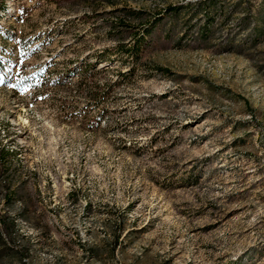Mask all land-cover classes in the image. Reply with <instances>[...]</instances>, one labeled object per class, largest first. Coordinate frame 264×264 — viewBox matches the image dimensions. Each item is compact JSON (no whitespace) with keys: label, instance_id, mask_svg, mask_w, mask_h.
I'll return each mask as SVG.
<instances>
[{"label":"rangeland","instance_id":"rangeland-1","mask_svg":"<svg viewBox=\"0 0 264 264\" xmlns=\"http://www.w3.org/2000/svg\"><path fill=\"white\" fill-rule=\"evenodd\" d=\"M159 11L165 45L95 61ZM0 24V264H264V0H0Z\"/></svg>","mask_w":264,"mask_h":264},{"label":"trees","instance_id":"trees-1","mask_svg":"<svg viewBox=\"0 0 264 264\" xmlns=\"http://www.w3.org/2000/svg\"><path fill=\"white\" fill-rule=\"evenodd\" d=\"M174 5H168L163 9L165 15L177 11ZM143 12L139 9L126 8L125 14L133 17H140ZM164 15L162 11L156 12L152 16L145 18L137 24H129L124 20H120L115 24L118 25L115 31L117 32L116 42L111 47H106L96 53L95 61L105 60L113 54L123 57L126 63L132 69V64L139 60L144 50L155 45H165L171 37L168 28H164ZM125 30V33H121ZM126 37V38H125ZM124 38L127 39L124 41ZM87 64L84 63V67ZM157 71H167L165 67L154 65L152 67ZM0 155L5 156L4 147H0Z\"/></svg>","mask_w":264,"mask_h":264},{"label":"snow or ice","instance_id":"snow-or-ice-1","mask_svg":"<svg viewBox=\"0 0 264 264\" xmlns=\"http://www.w3.org/2000/svg\"><path fill=\"white\" fill-rule=\"evenodd\" d=\"M3 27V25L2 24H0V28H2ZM22 63V62H21ZM24 78H22V80H23ZM15 87V86H14Z\"/></svg>","mask_w":264,"mask_h":264}]
</instances>
